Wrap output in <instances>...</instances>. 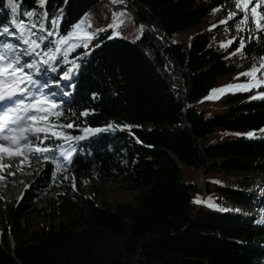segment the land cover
I'll list each match as a JSON object with an SVG mask.
<instances>
[{
    "label": "trees",
    "instance_id": "16d2710c",
    "mask_svg": "<svg viewBox=\"0 0 264 264\" xmlns=\"http://www.w3.org/2000/svg\"><path fill=\"white\" fill-rule=\"evenodd\" d=\"M17 2L16 19L30 32L18 39L7 0H0V26L15 33L0 40L19 52L29 47L23 39H30L41 44L36 51L42 54L48 41L86 17L84 29L95 33L87 47L70 50L66 61L68 46L61 45L51 62L56 72L35 77L37 68L25 69L39 82L23 85L32 93H25V104L40 98L37 89L48 80L43 91L57 88L55 111L62 113L51 122L74 125L58 131L86 136L84 128L120 127L83 140H46L49 147L62 145L55 153L60 171L51 153L45 154L48 161L4 160L12 165L6 169L17 170L24 160L39 173L34 191L40 199L31 193L29 201L45 207L24 204L0 212V264H264V98L253 99L264 94V85L206 100L214 90L252 80L241 73L264 64V29L251 35L244 28L232 41L224 21L235 0H45L43 7L39 0ZM27 11L36 15L29 19ZM119 12L125 15L116 20ZM56 17L59 35L48 37L49 21ZM114 24L119 26L109 27ZM73 65L78 67L71 79H61ZM256 76L264 78V68ZM68 150L73 157L63 164L60 152ZM190 171L199 175L197 183L189 181ZM234 177L243 179L226 183ZM85 178L142 191L99 206L84 196ZM27 213L61 221L24 224Z\"/></svg>",
    "mask_w": 264,
    "mask_h": 264
},
{
    "label": "snow or ice",
    "instance_id": "6c2138e0",
    "mask_svg": "<svg viewBox=\"0 0 264 264\" xmlns=\"http://www.w3.org/2000/svg\"><path fill=\"white\" fill-rule=\"evenodd\" d=\"M112 2L123 3L124 0H112ZM235 2L237 8L245 12V16L241 20L242 23L246 22L249 12H251L252 16L255 18L258 15L257 8L264 4V0H259L258 3H253V0H235ZM39 3L40 6L43 7L45 0H39ZM250 4H253L251 8H249ZM7 6L13 13L12 24L15 25L16 31L20 34V37H18L19 39L24 36L26 31L30 32V29H27L26 25L22 21L18 22L16 19V14L21 7L17 0H7ZM23 15H26L29 19H31V17L36 15V13L27 11L23 13ZM113 15L116 20H119V17L125 15V13L119 12L114 13ZM235 15V13H230L229 18L232 19ZM42 18L47 20V13H44ZM259 19L264 20V16H260ZM49 23L52 26V30L47 31V36L51 37L59 35L60 17L53 18L49 21ZM120 23H122V21H120ZM86 24L87 17L81 20L78 24L74 25L71 31L60 36L57 41H48V43L44 45L45 50L42 54L36 51V49L41 48V44L37 43L35 40L23 39V43L25 45H29V47L25 48L22 53L19 52L12 43L0 40V169L12 166L11 164L4 163L6 158L11 160L12 157H23L24 160H28L30 157L35 156L37 159L43 157L45 161H48L49 156L45 154L51 153V162L55 163L56 170L60 171L63 168V165L56 162L58 157L55 153L57 148H62V145L49 147L45 145V141L60 139L70 141L83 140L86 138V136H70L57 130L64 127L73 128L74 125L72 123H68L66 125H56L51 122V117L53 115L58 118L62 115V113L55 111V109L59 107V105L54 102V97L57 93L52 92L50 94H45L43 91L44 88L48 87V80H45V82L37 89L40 93V98L34 99V103L25 104L23 99L25 93L27 92L29 96H32V93L25 87H21V85H36L39 83L33 79V75L30 72L25 71V69H36L37 63L46 66L43 68L42 72L37 71V75L47 76L49 71H57L55 67H51V62L57 60L56 54L61 53V45L68 46L63 50V58L65 61L67 60V55L70 50H74L76 47L80 46L87 47L88 43L95 37V33L87 32L84 29ZM36 26V24L31 25L32 28H35ZM118 26V24L109 25V27ZM88 27H90V24H88ZM258 27H261L259 23ZM40 28L41 30H44L43 23L40 24ZM14 34L15 33L11 32L8 26H0V36ZM39 39L43 42L46 37L40 36ZM74 40L79 42H74ZM231 43L232 41H228V44ZM49 45L54 46L49 47ZM221 46L226 47L227 45L224 44ZM243 47L244 45L241 43L238 51L242 50ZM33 54L41 57V59L39 61L33 60L32 62L22 60V56L30 57ZM77 67L78 65L69 67L63 72L61 79L70 80L73 68ZM260 68H264V64H261ZM260 68H254L252 71L241 73V75L251 77V83L227 85L224 88L214 91L224 92L232 89L249 90L252 87H257L261 83H264L256 76V73L260 71ZM57 85H59V81H57ZM68 87H73V85L69 84ZM256 98H264V94H261L258 97H253V99ZM81 115L87 116L89 113L83 112ZM119 127V125L113 126L109 124L107 128H84L83 131L87 135H94L98 132L107 131L109 129L115 130V128ZM123 128H127L131 131V126L129 125H123ZM252 135V133H249V136ZM71 154V152H60V156L63 157L66 162H70L68 161V157L71 156ZM24 160H21L20 164H23ZM17 167H19V165H17ZM55 175L56 173L54 172L53 176ZM194 202L200 203L201 201L197 198ZM206 202L210 207H216V205L210 201ZM261 222L264 223V220Z\"/></svg>",
    "mask_w": 264,
    "mask_h": 264
},
{
    "label": "rangeland",
    "instance_id": "374dc122",
    "mask_svg": "<svg viewBox=\"0 0 264 264\" xmlns=\"http://www.w3.org/2000/svg\"><path fill=\"white\" fill-rule=\"evenodd\" d=\"M233 1V0H231ZM259 0H255V3H258ZM230 3V2H229ZM250 7V5H249ZM251 8V7H250ZM235 13L236 15L230 19L229 14ZM258 15L254 18L251 14V12L248 13V18L246 22H241L242 18L245 16V12L241 11L237 8L236 2L234 4H229V14L226 16L225 21L229 29V33L231 35L232 41L236 39V37L240 36V32L242 29L246 28L248 33L253 35L255 33H258L259 31L264 29V20H260V16H264V4L261 5V7L257 8ZM224 21V23H225ZM261 25V27H258ZM179 38H176L175 41H178ZM25 48L21 49V53L23 52ZM25 56H22V58ZM44 68V65L37 63V71L42 72ZM37 71L35 72V77H39L40 75H37ZM260 81L264 82V78L259 79ZM251 81L243 82L242 84H249ZM264 83H261L259 86H263ZM23 87V85H21ZM52 92H57V88H49ZM235 89H232L228 92V94L234 93ZM223 94H226V91L219 92L216 91L212 94L211 101L218 100ZM71 152L70 150L66 151ZM73 157V154L68 157V161H71ZM59 160L63 164H68L69 162H66L65 159L61 156H59ZM12 173V174H9ZM38 176L39 173L35 171L34 169L30 168L27 163L24 161L23 164L17 169V170H10V169H0V212L3 211L4 213H7L11 209L18 210L22 205L24 204H34L32 201H29V196L32 193L34 196L40 199V195L34 191V187L36 183L38 182ZM199 175H197L196 172L190 171L189 172V181L190 182H198ZM238 179V180H237ZM242 177H234L229 178L226 181V183H237L239 180L242 181ZM235 182V183H234ZM70 183L73 185V182L70 181ZM199 184L201 185V179ZM231 185V184H230ZM80 187L85 197L87 198H95L98 205L101 206L103 201H109V202H116L117 200L121 199H131L135 196H137L142 189L137 187H128L124 183L115 182V183H109V184H100L95 182L93 179L85 178L80 181ZM215 188V186H214ZM264 192V191H263ZM214 201L218 199V197L212 198ZM37 208H44L45 203L43 202H37L34 204ZM228 210L233 211L236 214H242V210L227 208ZM247 213V212H246ZM245 214V213H244ZM248 214H253V212H250ZM246 215V214H245ZM249 216V215H248ZM61 220H54V218H46L42 217L39 214L34 213H27L23 214L22 222L24 224H38L41 226H48L49 224H52L54 222H58ZM2 227L0 225V235H1Z\"/></svg>",
    "mask_w": 264,
    "mask_h": 264
},
{
    "label": "bare ground",
    "instance_id": "6f19581e",
    "mask_svg": "<svg viewBox=\"0 0 264 264\" xmlns=\"http://www.w3.org/2000/svg\"><path fill=\"white\" fill-rule=\"evenodd\" d=\"M251 89H252V88H250L249 90H251ZM249 90H239V89H235V90H234V93H238V92H241V91H249ZM229 91H231V90H227L226 93H228ZM214 92H216V91L211 92V94H210V96H209V99H211L210 97H212V94H213ZM224 95H225V94H223L222 96H224ZM222 96H221V97H222ZM221 97H220V98H221ZM220 98H219V99H220ZM255 133H256V132H255ZM255 133H254V135H255ZM262 194H263V196H264V192H263ZM229 208H230V207H229ZM237 210H240V209H237ZM242 210H243V213H245L246 215L254 216V214L251 215V214H248V213H249L248 211H245L244 209H242ZM246 212H247V213H246ZM260 219H261V218H260Z\"/></svg>",
    "mask_w": 264,
    "mask_h": 264
},
{
    "label": "built area",
    "instance_id": "2783aa9c",
    "mask_svg": "<svg viewBox=\"0 0 264 264\" xmlns=\"http://www.w3.org/2000/svg\"><path fill=\"white\" fill-rule=\"evenodd\" d=\"M201 183H202V180H201Z\"/></svg>",
    "mask_w": 264,
    "mask_h": 264
},
{
    "label": "water",
    "instance_id": "95a60500",
    "mask_svg": "<svg viewBox=\"0 0 264 264\" xmlns=\"http://www.w3.org/2000/svg\"><path fill=\"white\" fill-rule=\"evenodd\" d=\"M202 179V178H201Z\"/></svg>",
    "mask_w": 264,
    "mask_h": 264
}]
</instances>
